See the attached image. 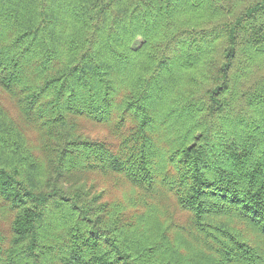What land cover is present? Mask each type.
Wrapping results in <instances>:
<instances>
[{"label": "trees", "instance_id": "trees-1", "mask_svg": "<svg viewBox=\"0 0 264 264\" xmlns=\"http://www.w3.org/2000/svg\"><path fill=\"white\" fill-rule=\"evenodd\" d=\"M0 89V264H264V0H0Z\"/></svg>", "mask_w": 264, "mask_h": 264}, {"label": "rangeland", "instance_id": "rangeland-1", "mask_svg": "<svg viewBox=\"0 0 264 264\" xmlns=\"http://www.w3.org/2000/svg\"><path fill=\"white\" fill-rule=\"evenodd\" d=\"M138 43H140V39H138ZM0 102L9 112V114L16 118L18 116L17 109L11 99L7 96L6 93L2 92L0 89ZM80 131L87 135L90 138L105 140L111 143H116V139L110 135L108 127L96 123L92 120L81 119L79 122ZM28 138L36 143V137L38 134L34 130L27 129L26 130ZM81 179L86 182L88 186L92 187V191H100L104 190V199L103 200H122L125 196H129L133 191L132 188L123 180H121L116 175H105L98 172L86 173L81 176ZM10 219L11 217H7V213L1 217L0 221V229L4 232L6 236L9 235L10 232ZM243 227V225H239Z\"/></svg>", "mask_w": 264, "mask_h": 264}]
</instances>
